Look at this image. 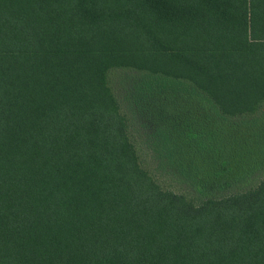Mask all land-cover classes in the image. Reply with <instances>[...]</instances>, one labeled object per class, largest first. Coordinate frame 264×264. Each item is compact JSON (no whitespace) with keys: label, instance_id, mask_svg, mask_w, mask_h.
Instances as JSON below:
<instances>
[{"label":"trees","instance_id":"obj_1","mask_svg":"<svg viewBox=\"0 0 264 264\" xmlns=\"http://www.w3.org/2000/svg\"><path fill=\"white\" fill-rule=\"evenodd\" d=\"M264 102V0H0V264H264V176L195 200L141 166L108 82Z\"/></svg>","mask_w":264,"mask_h":264},{"label":"rangeland","instance_id":"obj_2","mask_svg":"<svg viewBox=\"0 0 264 264\" xmlns=\"http://www.w3.org/2000/svg\"><path fill=\"white\" fill-rule=\"evenodd\" d=\"M108 82L141 166L163 188L198 200L245 190L264 176V102L228 117L187 81L113 67Z\"/></svg>","mask_w":264,"mask_h":264}]
</instances>
